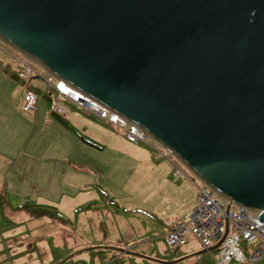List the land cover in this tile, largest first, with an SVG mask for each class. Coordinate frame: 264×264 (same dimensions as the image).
Instances as JSON below:
<instances>
[{
  "label": "water",
  "instance_id": "95a60500",
  "mask_svg": "<svg viewBox=\"0 0 264 264\" xmlns=\"http://www.w3.org/2000/svg\"><path fill=\"white\" fill-rule=\"evenodd\" d=\"M0 40L264 222V0H0Z\"/></svg>",
  "mask_w": 264,
  "mask_h": 264
},
{
  "label": "crops",
  "instance_id": "0c3cea01",
  "mask_svg": "<svg viewBox=\"0 0 264 264\" xmlns=\"http://www.w3.org/2000/svg\"><path fill=\"white\" fill-rule=\"evenodd\" d=\"M9 62L12 64L11 60ZM30 83L28 88L34 91ZM42 83L39 86L45 88L46 83ZM22 84H13L0 75V219L6 226H18L22 235L30 234L35 231L31 219L38 218L36 224H39L44 216L51 221L56 218L53 213L31 215L32 209L26 205L31 192H39L46 203L57 202L56 205L63 197L67 200L59 205L62 214L74 218L71 231L76 239L72 240L71 255L89 259L92 264H142L141 259L154 261L150 255L154 247L151 248L149 242L154 241V236L163 235L165 238V231L162 234L153 231L157 233L154 235L146 222L142 225L135 216L131 222L128 220L130 217L117 211L110 213L105 209L106 214L101 215L90 212L89 208L83 207L77 213L74 209L85 202L95 205L100 196L104 201H122L119 207L127 205L126 202L145 186L136 177L139 174L154 175L158 178V189L152 197L150 184L149 195L139 201L140 210L144 212L140 217L147 219V211H150L155 220V209L160 210L161 205L174 200L180 204L176 209L158 211L159 215H165L163 225L169 230V221L189 214L198 199V192L192 186L194 183L188 173L183 168V172H177L176 166L169 161L151 159L141 146L132 144L126 137L127 140L71 106L66 108L62 117L52 111L51 118L48 112L43 111L40 118L43 125L33 144L39 155L33 149L25 150L24 146L30 140L31 117L35 122L40 100L34 112L23 111L26 86ZM82 136L95 144H89ZM105 151L112 155L104 156ZM172 175L173 180L170 179ZM41 223L48 228L53 226L52 222ZM10 229V232L5 230L3 233L14 235L16 231ZM34 239L39 243L45 240V235L41 236V241H38L37 235ZM185 246L176 261L188 259L194 264L203 249L200 250L201 246L195 240ZM262 256L257 260L260 264H264Z\"/></svg>",
  "mask_w": 264,
  "mask_h": 264
},
{
  "label": "rangeland",
  "instance_id": "374dc122",
  "mask_svg": "<svg viewBox=\"0 0 264 264\" xmlns=\"http://www.w3.org/2000/svg\"><path fill=\"white\" fill-rule=\"evenodd\" d=\"M2 45L4 46V49H0V75L3 77L7 78L10 80L13 84H24L22 80L16 76V68L9 62L11 58L8 55V52H10L13 55H18L20 57H23L26 59L24 54L19 52L18 50L14 49L13 47L5 44L2 42ZM8 51V52H7ZM7 53V54H6ZM29 58V57H27ZM31 62L33 63V66L35 69L43 76V77H48L49 73L35 60L32 58H29ZM14 76V77H13ZM16 77V78H15ZM31 81V83H30ZM30 87L35 91L37 94V97L39 98L40 102L38 104V115L36 116L35 122L33 120V117H31V134H30V140L26 142L24 148L25 150L33 149L34 153L36 155H39V152L37 149L33 148L34 142L37 140V133L40 132L39 128H42L43 122H40L41 114L43 111L48 112L50 117L52 118L51 112H52V104L48 100V96L44 94V89L39 86V84H43V78L40 76H34L32 79H30ZM38 83V84H37ZM22 84V86H23ZM37 84V85H36ZM45 85V84H44ZM40 87V88H39ZM24 91V90H22ZM25 92V91H24ZM67 107L71 106L72 109H75V111L79 113H83L80 111L75 105L63 101ZM89 118H94L97 119V121L101 124H103L105 127L108 129H111L123 138H125V134L123 131L119 128L116 127L112 124L106 123L101 119H98L97 117L89 114H85ZM63 116V115H62ZM61 116V117H62ZM34 127V129H33ZM36 127V128H35ZM36 129V130H35ZM79 135V134H78ZM81 135V134H80ZM149 137V135H148ZM149 143L157 148V149H165L162 145L157 143L156 141L152 140L151 137H149ZM126 139V138H125ZM127 140V139H126ZM132 143V142H131ZM149 143H144V142H133L132 144H137L138 146H141L144 150L147 151V153L150 155L151 159H157L158 161H168L167 158L165 157H158L157 151L155 148H152ZM112 154L108 155V152L105 151L106 157L111 156ZM171 158L179 164L180 168L185 170L189 175L190 179L192 181H195V184L192 185L195 190H197V186H200L202 182L200 179L191 172L189 168H187L182 161H180L174 154L171 155ZM155 162V160H153ZM174 175L171 176L170 179L173 180ZM136 180L140 181L142 185H145L140 188V190L134 195L133 199H129L126 203L127 205L122 204L120 207L119 205L122 203V201H117V200H107L104 201L102 196H100V201L93 205L86 204V202L80 206H77L74 209V212H78L81 210L83 207L84 208H89L90 212L96 213V214H106V210L108 209L110 213L117 211L118 214H121L123 216L130 217L128 218L129 221L132 222V217L135 216L138 218L140 223L143 225L146 222V225L151 226V233L156 235L157 233L153 231H158V233L162 234L164 231L167 233L168 227H164V222L162 221L163 216L165 215H159L158 211L164 210V211H170L173 209H176L180 204L175 203L174 200L171 202H166L163 206H160V210L157 208L155 209V216L156 219L154 220V214L150 211H147V219H143L140 217V214L144 213L140 209L142 208L141 205L139 204V201H143L144 198L149 195L151 187L150 184L152 185V197L155 195V191H157L158 186V178L155 177L154 175H145L141 176L139 174L136 177ZM194 183V182H193ZM147 184V185H146ZM39 196V197H36ZM199 196V192H198ZM42 197V198H41ZM44 196L39 194L37 191L31 192V197L26 200V205H30L31 207V215H36L35 211L38 209L44 208L49 211L47 213H53L55 215V221H51L47 216H44L40 219L39 224H36V221L38 218L31 219L32 223V229L35 231H32L30 234H25L22 235L19 231L18 226H13L9 225L6 226L3 222V220L0 219V264H92V261L86 258H76L75 255H71L69 252L71 251V247H73V241L75 240L76 237L72 236L73 232L71 231V225L74 224V218L72 215L69 214H62L63 210H60L59 205L62 204V202H66L67 199L61 197V199L58 201V205H56L57 202L53 203H46L43 199ZM10 199H14L12 196H10ZM179 200H181V197H179ZM14 202V201H13ZM89 205V206H86ZM149 205V203H148ZM29 207V209H30ZM105 207V208H104ZM154 207V206H152ZM143 208H146L145 206ZM148 209V208H146ZM162 213V212H160ZM32 218H34L32 216ZM152 220V221H148ZM63 220V222H62ZM147 220V221H146ZM7 222V221H6ZM41 222H52L53 226L50 225L48 228L47 226H42ZM62 222V223H61ZM61 223V224H60ZM66 223V224H63ZM65 225V226H64ZM12 226V227H11ZM12 228L15 232L14 235L10 234H5L3 233L5 230L8 231V229ZM11 230V229H10ZM10 232V231H8ZM45 235V240L41 241V236ZM4 235V236H3ZM38 237L37 239H34V236ZM150 247L154 249L151 252V260L147 259H141L140 262L142 264H193L189 263L188 259L176 261L180 257L178 256L179 253L182 252V250L186 249L185 247H178L175 250H171L169 246L166 244L165 238L163 235L154 236V241L149 242ZM239 247L241 250L245 253H248V247L247 244L244 240L240 241ZM184 248V249H183ZM203 248H200L202 250ZM148 250V249H147ZM81 253V252H80ZM198 258L195 259L196 261L194 264H215V257L218 256V251L217 249H212V250H203L201 251L198 255ZM175 262H172V261ZM262 261H264V254L262 256ZM168 262V263H167ZM259 261L253 262V264H260L258 263ZM230 264H237L235 260H232Z\"/></svg>",
  "mask_w": 264,
  "mask_h": 264
},
{
  "label": "built area",
  "instance_id": "2783aa9c",
  "mask_svg": "<svg viewBox=\"0 0 264 264\" xmlns=\"http://www.w3.org/2000/svg\"><path fill=\"white\" fill-rule=\"evenodd\" d=\"M0 49H4L0 40ZM8 52V51H7ZM7 54V53H6ZM16 76L25 83L26 89L22 110L34 112L37 108V94L28 88L32 77L40 76L46 83L44 94L52 104V111L59 116L66 112L67 101L75 105L85 114L93 115L106 123L119 127L130 142L149 143V137L136 124L126 120L121 115L111 111L98 101L73 88L66 82L50 75L43 77L33 66L31 60L8 52ZM149 145L153 147L150 143ZM165 149H156L158 157H165L176 166L177 172H183L172 158L173 152ZM201 181V180H200ZM195 184V181H193ZM197 186L199 196L192 210L184 217L171 219L168 223L169 230L165 235L166 244L171 250L184 246L189 241H197L201 248L208 250L218 243L215 248L218 256L215 264H230L235 260L237 264H249L257 261L264 254V222L258 218L259 213L244 207H238L219 196L208 184L201 181ZM244 240L248 247L245 253L239 247Z\"/></svg>",
  "mask_w": 264,
  "mask_h": 264
},
{
  "label": "trees",
  "instance_id": "16d2710c",
  "mask_svg": "<svg viewBox=\"0 0 264 264\" xmlns=\"http://www.w3.org/2000/svg\"><path fill=\"white\" fill-rule=\"evenodd\" d=\"M83 140L87 141L89 144H95L94 142L90 141L88 138L86 137H81ZM36 215H44L47 213V211L45 209H38L37 211H35ZM50 214V213H48Z\"/></svg>",
  "mask_w": 264,
  "mask_h": 264
}]
</instances>
